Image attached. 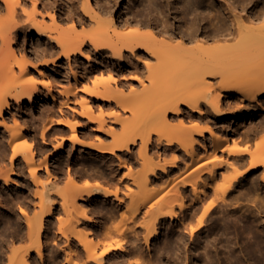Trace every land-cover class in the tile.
Returning <instances> with one entry per match:
<instances>
[{"label":"bare ground","instance_id":"bare-ground-1","mask_svg":"<svg viewBox=\"0 0 264 264\" xmlns=\"http://www.w3.org/2000/svg\"><path fill=\"white\" fill-rule=\"evenodd\" d=\"M225 1L229 4L226 5L227 10L220 11L217 9L219 7H215L216 5H210L211 7L208 5V9L203 11L201 8L204 4L203 0H132L129 5L132 16L121 20L118 25L112 15H106L112 12L113 8L107 11L98 2V5H94L91 0H84L82 3L83 15L67 11L63 12L66 13L64 17L59 11L61 9L57 10V5L53 2L0 0V12L4 11V15H0V116L3 110L9 107V98L17 101L25 98L30 104L43 99L38 94L39 83L33 77L31 69L29 70L32 66L35 71H40L39 65L35 62L34 64V60L32 61L29 55L18 54L11 45V41L21 30L28 29L30 33L32 29L37 36L48 38L52 42L50 44L53 50L49 53L50 58L41 65L56 66L64 57L68 61L71 60L77 52L82 57H88L83 50V46L88 42L95 52L103 47L109 48L115 64L125 65L126 60H129L132 65L128 70L139 71L142 74L145 72V80L141 82V87L125 94L111 86V74L106 78L107 80L93 79L92 82L90 81L91 86L90 83L85 86V90L93 97L114 101L111 111H103L98 107L97 112H94L90 100L85 97L80 96L79 99H82L76 101L80 102L82 109L80 114L89 117L90 122L97 124L95 131L110 136L109 140L99 139L88 145L92 151H95L97 157L107 159L117 156L119 152L130 151L133 145H138L137 156L146 166L140 174L128 177L129 183L126 182L123 186L128 190L133 184L139 188L133 192L126 191L128 194L125 193V196L119 195V187L109 189L86 178L77 182L71 176L69 181L71 183L72 180V183L69 189L56 188L50 178L52 174L46 161L35 163L33 143L28 141L24 133L28 126L23 124L20 131H15V127L8 125L4 118L0 120V126L9 132L10 164L21 156L31 174L32 182L40 184V190H36L35 194L37 197L35 217L32 216L34 219L26 217L28 224L26 235L19 233L20 235L9 238L11 248L5 253L6 264H45V259L50 257H46L49 253L54 258L53 263L50 262L52 260L49 261L52 264H60L63 261V264H133L136 260L127 255L137 252L139 245L136 238L139 236L130 240L131 235L128 234L129 237L126 238L125 232L128 229L134 232L137 228L144 229L142 242L144 248H149L151 239L159 234L160 219L176 216L182 225L178 228L182 229L179 231V237L188 233L193 242L196 235L207 225L215 209L218 208L220 213L222 211L224 215H228L233 208L226 207L233 201L238 204V200H235L237 196L233 198L229 193L241 178L261 167L259 174L264 181V138L254 140V148L251 149L249 143L240 146L237 141L232 142L233 144L227 142L235 134L230 121L225 120L219 125L218 122L212 120L210 123L207 119L206 126L199 125L204 114L221 115L224 111L222 105L230 107L232 101L239 102L236 106L239 109H243L246 103V111H249L251 106L264 110V0H253L249 7L247 3L242 4L237 0ZM28 3L31 4L29 9L26 8ZM235 5L238 13L234 12ZM56 11L58 16L55 14ZM172 12L175 13L174 20L171 16ZM221 14L224 15V19ZM45 17L50 18V23L45 21ZM22 18L23 23H21ZM67 20L71 21V24L64 28L63 22ZM175 20L179 21L178 25L177 23L175 25ZM85 21H88L86 24L90 25L89 29L83 27ZM19 22L23 24L20 27ZM79 25L82 26L81 29H78ZM119 26L126 28L121 31L118 29ZM56 47L60 48L58 54ZM37 55L40 57V54ZM150 59L153 61L151 62ZM74 77L77 79L78 74L75 73ZM114 82L117 83L118 80ZM70 91L72 90H67V93ZM50 97L52 98L53 95ZM67 104L66 99L64 105ZM180 104H184L190 113H196V121L190 124V120L186 123L184 119L179 118L177 124L172 123L173 114L181 112ZM203 104L206 108H203ZM169 113L172 115L169 116ZM106 115L119 127L115 129L107 124ZM13 123L18 125V119L14 118ZM53 125L69 126L71 130L69 139L73 143L83 142L79 138L83 133L78 136L75 132L80 126L75 116L72 120L49 119L41 129L42 139ZM261 131H264V118L258 120L257 125L251 123V126L249 125L241 133L240 139L249 140ZM205 133L210 135L211 151H206L203 157L200 150L207 147ZM95 138H100V135H95ZM175 143L177 144L175 150L180 151V154L173 151L174 156L167 163L150 164L152 158L158 155L155 151L150 152L151 144L155 147L164 145L165 148H170ZM61 144L57 148H60ZM217 151L225 152L230 158L232 157V162L218 157ZM229 162L238 166L246 162L248 164L235 174L221 171L219 177L224 183H215L217 169L226 167ZM125 164L124 160L120 161L121 166ZM167 166L175 168L177 172L184 170L171 186L159 193L155 178L160 174L158 170H161V174H166ZM42 170L47 171L46 178L42 177ZM205 173L213 182L205 180L203 177ZM4 175L5 184H8L11 180L10 174L5 172ZM121 178L119 177L118 180L122 181ZM208 188H211L212 196L210 195V201L205 205L203 200L208 196ZM96 195L110 202V205L106 206L109 216L112 217L115 213L119 216L121 223L118 227L112 228L113 231L110 227L107 229L106 217L105 220L97 221L90 215L91 207L88 205V200ZM112 195L114 197L110 198ZM75 196H81L83 202L76 203ZM58 202L66 218L57 214L56 234L50 237L49 232L46 235L44 233L55 223L53 215ZM148 203H150L149 210L145 215V212L141 215L140 209ZM174 204L178 208L176 211L173 210ZM237 204L233 205L237 206ZM165 205H169L170 208H166ZM238 205L240 207V204ZM259 207L261 208L260 204ZM25 208L19 209L21 213H27ZM189 209H192V213L201 210L194 223H185L190 213ZM77 225L80 228L85 226V231H75L78 227L76 229L74 227ZM114 231L118 236L109 238L110 233ZM209 232L206 233L203 242L200 240L195 243V248L201 247L198 251L202 259L201 264H245L246 262L240 260L236 252L237 244L240 245V251L249 256L263 253L261 237L235 239L226 236L222 241L219 237L210 236ZM4 235L0 236L4 237ZM23 239L30 241L26 245ZM15 241L23 244L14 246ZM61 242L63 244L59 246ZM210 242H214V245L221 243L223 258L219 256L217 244L212 248ZM2 247L0 245V248ZM174 256V259H179L180 252H176ZM0 260V264H3L4 259ZM256 263L264 264V258L256 259Z\"/></svg>","mask_w":264,"mask_h":264},{"label":"rangeland","instance_id":"rangeland-1","mask_svg":"<svg viewBox=\"0 0 264 264\" xmlns=\"http://www.w3.org/2000/svg\"><path fill=\"white\" fill-rule=\"evenodd\" d=\"M42 1L46 3L53 2L55 5H57L56 9L57 10L61 9L59 11H61L62 13L67 11H74L77 13H81L82 15L84 14L82 11V6H83L82 3L84 2V0H42ZM131 1L132 0H91V2L94 5H98L97 4L98 2L99 5H101V7H103L106 10L109 8L110 9L113 8L112 9L113 11L108 12L109 14L107 13L106 15H112L118 25H120V23L122 22L121 20L129 16L130 17L132 16L131 7L129 6L131 4ZM203 1L204 4L201 5L203 11L208 9L207 7L208 5L209 7L216 5L215 7L216 8L219 7L217 9H219L220 11L226 9V5L229 6V4H227L225 0H203ZM237 1H239L242 4L247 3L248 5V6L246 5L247 7H249L254 2L253 0H251V2H249V0H237ZM206 2H208V4ZM29 3L28 5L26 4L27 9H29V7L31 6V4L29 5ZM110 9L109 11H111ZM233 9L235 13H238L237 12L238 8L236 7V5L233 6ZM55 14L58 16V11H56ZM0 15H4V11L0 12ZM65 15L66 13L62 14L63 17ZM171 16L173 19L175 13L172 12ZM223 16L224 15L221 14V17ZM23 18L21 23H23ZM45 21L47 23L48 22L50 23V18L45 17ZM87 22L85 21L83 23L84 24L83 27L89 29L88 26L90 27V25H87L86 24ZM174 22L175 25L176 23L177 25L179 23V21L177 20H175ZM21 23L19 22L20 24L19 27L23 25ZM70 24L71 21L67 20L63 22V27L67 28L70 26ZM81 28L82 26L79 25L78 29ZM125 28H126L125 26L118 27V29L121 31L123 29L125 30ZM50 43L52 44V42H50L48 38L46 39L45 37L42 38L37 36V34L32 29L30 30V33L28 32V29H26L25 31L23 30L19 31L15 39L11 41V45L18 54L25 53L29 55L32 61L34 60L33 63L35 62L36 65H39L40 71H35L34 69H32V66L29 67V70L31 69L30 71L33 77L39 83L40 92L38 94L41 97H43V99H40L33 104H30L25 98L21 99L20 101L9 98V107L3 110V113L0 116V120L4 118V120L7 122L8 125L15 127L14 128L15 131H20L23 127V124H26L28 126L27 130L24 133L26 134L28 141H31L33 143V148L35 150V163L41 162L43 160L46 161L49 167V172L52 174L50 178L52 180L53 185L56 188L69 189L72 183V180L71 183L69 181L70 180L69 178L71 176V178H73L74 180L76 179L75 181L77 182H80L82 181L83 178H86L90 182H94V183L98 182L100 185L106 186L109 189H115L116 187H119L120 189L119 195L121 196H125V193L127 195L128 194L127 192L130 191L133 192L135 189H138L139 186L137 188V185L131 184L132 185L131 189L128 190V188H125L123 185L126 182L129 183L128 177L140 174L143 171L144 167L146 166L144 162L137 156L136 150L138 145L137 144L133 145L130 151L124 153L119 152L117 156H111L107 159H100L99 157H97L95 151H92L88 147V145H90V143L92 142H97L99 139L109 140L110 136L95 131L94 128L96 127L97 124H95L94 122H90L89 117L82 116L80 114V112L82 111L81 106L79 104L80 102L78 103L76 101L82 99V98L79 99L80 96L85 97L88 100H90L94 112H97L98 107H101L103 111H111V108L114 106V101L97 99L96 97H93L91 94H89L87 90H85L86 89L85 86L87 87L89 83L91 86L92 84L91 82L93 79L105 80L106 78H109L112 75L111 76L112 79L110 78L111 86H113V88L116 87L118 90H121L125 94L130 92L131 90L139 89L141 87L140 86L141 82L145 80V75H144L145 72L142 74L139 71L128 70L132 65V62L129 60H126L127 64L125 65L115 64L114 61L112 60L114 56L111 55V51L109 48L103 47L99 51L95 52L93 49H91V45L88 42L85 46H83V50L86 51L85 54L88 57H82L81 54L77 52L75 53L74 56L71 57V60L69 61L65 57L62 58L57 63L56 66L41 65V63H43L46 59L50 58L49 53L53 50ZM53 45H55V43H53ZM42 49L43 51L45 50L47 52L45 51L43 52ZM59 49L60 48L56 47V51H57L56 54L59 53ZM33 54H35L34 55L35 59ZM37 54H40V57ZM152 61L153 60H151V62ZM75 73L78 74L77 79H75L74 77ZM110 79H108V81ZM116 79L118 80L117 83L114 82V80ZM209 79H213V78H209ZM67 90L68 91L72 90V91L67 93ZM50 95H53V97L51 98ZM66 99L68 103L67 106L64 105V100ZM238 105H239L238 101H232L230 107H226V105L223 104L222 107L224 111L221 115H217L215 113H211V115H208V113H206L204 114V117L202 118L201 123H199V125L201 127L206 126L207 119L210 123L212 122V120H214L218 122L219 125H222L221 123L225 120L230 121L232 129L235 130V134L233 135V137L228 139L227 142L231 144L232 142L237 141L236 143L240 146H244L246 145V143L247 144L249 143L250 148L253 149L254 140L263 139L264 131L255 134L249 140H241L240 135L245 129L249 127V125L251 126V123H253V125H257V121L264 118V110H260L259 107L257 106H251V109H249V111H246L245 109L247 108L246 103L243 109H239L238 107H236ZM179 107L181 112L180 114H173L174 115L173 116L174 119L172 122L173 124H177L176 122H178L179 118L184 119L186 123H188V120H190L189 121V123L191 122L190 124L196 121L195 120L196 113L195 114L190 113V111L184 104H180ZM203 108H206L204 104H203ZM227 114H230L231 116H228ZM171 115L172 113H169V116ZM73 116H75V119L80 123V126L76 128L75 132L77 133L78 136H81L82 135L81 133H83L82 136L84 137L82 136L79 137L83 142L73 143L69 139V134L71 131L70 127L65 125H53L47 131L45 138L44 139L41 138L40 136V133L42 131L41 129L49 119H53L54 121H57L58 119L72 120ZM105 117L107 124H110L115 129L119 127V125L116 122L111 121L110 119L111 117L107 115ZM14 118L18 119L19 122L18 125H15L13 123ZM172 132L173 131L170 130L171 134H173ZM8 133L9 132L6 131L3 126H0V235L3 236L4 234H7L6 236L4 235V237L0 236L2 238V239L0 238L1 239L0 245L3 246L2 248H0L1 250L0 259L1 258L4 259L3 260L4 263L2 262L3 264H6L5 258L7 255L5 253L7 251L9 252V249L11 248L10 239L13 237V235L15 236L20 234L26 235L25 232L28 231V226H27L28 224H26L27 218L29 219L30 217L34 216V213L37 211V205L35 204L37 202L36 201L37 197H35L36 196L35 194H36V190L37 191L40 190V184L38 185L32 182L31 174L27 168L26 163L22 160L21 156H18L10 164L9 156L11 155V149H10L11 146L9 145L10 142H9ZM219 134L222 135L220 132ZM95 135H100V138H95ZM195 137L199 138V136L196 135ZM205 139H207L205 141L207 147L205 149L200 150L201 151L200 153L203 157L206 151L208 152L211 151V146H210L211 140L209 133H205ZM60 143H62L61 144L62 146L60 148H57V146ZM176 147H177L176 143L173 144L170 148H165L164 145H159L158 147H155L153 144H151L150 152L155 151L158 153V155L152 158L150 164L158 165L164 162L167 163V161H169L174 156L173 151H176L177 154L181 153L180 151L175 150ZM216 154L220 158L223 159L226 158L224 159L225 161L227 160V162L228 161L232 162L231 161L232 157L230 158V156H228L225 152L217 151ZM121 160H124L126 164L121 166L120 165ZM230 162L228 165H226V167L225 166L219 167L217 169V176L215 178L216 180L215 183L217 184L224 183L221 177H219L220 176L219 173L221 171H224L228 174H235L236 171L243 170L245 166L247 167L248 164V162H246L242 166L240 165L238 166V165L230 164ZM166 169L168 170L166 174L164 173L161 174V170H158L160 174L157 176V178H155L156 179L155 185L158 188L159 193L164 189L168 188L169 186H171V184L177 180L176 178L179 176V174L182 173L181 171L184 170L182 169L180 172H177L175 171V168L170 166H167ZM260 171H261V167L259 169L257 168L256 170H253L250 173H248L245 177L241 178L240 182L229 193V196L230 195H232V197L235 195L237 196L235 200H238L237 202L238 204H240V207L234 201L233 203L228 200L229 202L232 203L231 204L232 206L228 204L229 206H227L226 208L227 209L228 207H230V209L233 208V210H231L232 212L230 211L229 213L230 215L229 214L224 215L222 211L221 213L219 212L220 209L218 208L215 209L213 213H211L210 215L211 218L209 219L210 216L208 217L209 220L207 225L202 229L201 233L196 235L193 242L188 233H186L181 238L179 237L180 235L179 231L182 229H178V228L182 227V225L179 223L176 216L173 218L163 217L160 219L161 223H159V234H157L151 239L149 248H144L145 245L142 242L144 235L143 231H145L144 229L137 228L135 232L134 230L128 229L125 232L126 238L129 237V235L132 236L129 237L130 240H134L136 237L139 236L138 238H136L137 240L136 242L138 243L137 245H139L137 246L138 250H136L138 253L135 251L136 253L134 254L132 253V255L128 254L127 256H130L132 259L136 260V262L133 264H201L200 261L202 259L198 253V251L201 250V247L197 246L198 248L197 247L195 248V243L199 242L200 240L203 242L205 236L207 235L206 233H208L210 230L209 232L211 234L210 236L219 237L222 239V241L223 239H225L226 236H232L235 239L237 238L252 239L254 237H261L263 239V242L261 243L263 253H258L253 256H249L248 254L243 253L242 251H240V245L234 244L236 252L239 254L240 260L245 261L246 262L245 264H257L256 259L263 260L264 258V181L262 180ZM5 172L10 174L9 176L11 182L9 181L8 184H5V180L3 179L5 177L4 175ZM41 174L42 177L44 178L48 176V173L45 170H42ZM126 174H128L129 176ZM119 177H122L121 179L123 180L122 181H120V179L118 180ZM203 177H205V180L209 182L210 181L213 182L212 179L208 177L207 173H205ZM158 192L156 194H158ZM208 192H209L208 196L203 200V203H205V205L210 201L209 200L210 195L212 196L211 188H208ZM54 196L58 200V197L56 195ZM229 196L228 198H230ZM113 197L114 196L112 195L110 198ZM74 198L76 199L75 200L76 203L77 201L83 202L81 196H75ZM26 204L28 205L29 208L26 207L27 206ZM56 204L58 206L57 205L55 206V212L53 215V220L55 219L54 220L55 223L53 227L47 229V231L44 233L45 235L48 232H49L48 233L49 236L56 234L55 227H56V222L58 223L56 216L58 213H59L58 214L59 217L66 218V214L63 213V210L60 208L59 202ZM233 204L234 205L237 204V206H234ZM259 204L261 208L259 207ZM88 205L91 207L90 215L94 216L97 221L102 220L106 217L105 219H107L106 220L107 223L105 224L108 225L107 229L110 228L112 229L120 225L121 222L119 220V216L117 215V213H115V215L112 217L108 215L109 211L108 208L106 207L110 205V202H108V200L106 201L104 200V198H101V196L96 195L88 200ZM21 207L27 209L26 211L27 213L25 214L21 213V211L19 210ZM149 207H150V203L143 206L140 209L141 212L140 214L142 215L143 214L142 212H145L144 213L145 215L146 212L149 210ZM165 207L170 208L169 205H165ZM257 209L258 210L260 209V211H258ZM56 210H58V212ZM173 210L175 211L178 210L176 204L173 205ZM191 210L192 209H189L190 213H188L185 223H194L201 214L200 213L201 210H197L194 213H192ZM78 226L79 225L75 226L74 229H76ZM84 227L83 226L81 228L78 227L75 231L79 230L83 232L85 231ZM52 229L55 230L53 231ZM16 230L18 231L17 234H16L17 232ZM11 231L14 233L12 234ZM50 232H52L53 234ZM133 233L137 235L134 237ZM102 236H104V234H102ZM117 236H118L117 232L114 231L113 233L112 232L110 233L109 238L113 239ZM16 241L13 244L14 246L21 245V243L23 244V242H16ZM22 241H24L25 244L27 245L30 239L29 241L23 239ZM202 242H200V244H202ZM61 244L63 243L61 242L59 246H62ZM210 244L212 248L217 244L219 256L223 258L224 254L222 252L223 247L221 246V243L219 242L214 245V242H210ZM140 248L141 250H144L143 253H139V251H141ZM213 251L215 252V249ZM49 252L51 251H48V253ZM176 252H180L181 256L179 259H174L175 258L174 255L176 254ZM49 254H47L48 256L46 255V257L49 256L50 257L46 258L45 262L53 263L54 258ZM216 256H218V254H216ZM47 259L49 260L47 261ZM63 263L64 261L61 262L60 264Z\"/></svg>","mask_w":264,"mask_h":264}]
</instances>
